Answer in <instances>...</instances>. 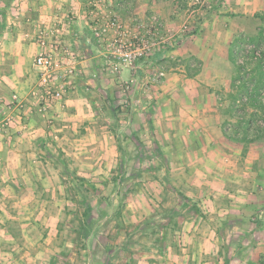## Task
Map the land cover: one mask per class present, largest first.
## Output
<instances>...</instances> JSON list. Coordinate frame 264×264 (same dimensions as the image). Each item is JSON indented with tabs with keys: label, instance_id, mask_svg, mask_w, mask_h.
I'll use <instances>...</instances> for the list:
<instances>
[{
	"label": "crops",
	"instance_id": "0c3cea01",
	"mask_svg": "<svg viewBox=\"0 0 264 264\" xmlns=\"http://www.w3.org/2000/svg\"><path fill=\"white\" fill-rule=\"evenodd\" d=\"M71 1L13 0L6 9L5 29L0 33V113H3L5 104L14 93L27 101L38 80V71L33 60L39 46L28 34L42 19L52 21L57 13L67 10L72 5ZM192 1L115 0L108 6V10L117 13L124 22L133 26L136 18L146 19L150 13H156L167 28L174 29L180 25ZM210 1L213 4L212 10L193 19L190 32L175 47L162 49L137 61L133 68L124 69L120 76L125 87L128 82L133 89H140L142 85L152 89L146 96L141 95L140 98H145L144 100L137 99V102L142 103L139 106L147 112L146 120L150 126L148 129L156 142L152 148L145 146L143 149V145V148H139L147 149L150 153L160 150L169 170L179 171L176 174L179 178L182 177L179 180L182 184L180 191L191 200H199L198 205L202 200L204 207L200 206L199 216L191 219H185V209L174 208L179 227L174 231L172 244L165 251L164 258L156 261V264H168L170 261L172 264H264V192L253 191L255 183H264V155L259 156L256 154L257 150H254L256 147L263 149L264 140L250 143L247 154L242 156L247 146L237 141L231 142L224 136V120L217 123L213 114L198 111L200 106H205L200 104V97L176 98L183 95V90L200 85L201 76L207 77L209 72L233 70L230 63L231 44L243 33V18L263 11L264 0ZM75 3L77 12L86 11L85 0H75ZM2 6L0 0V7ZM88 19L81 15L69 27L65 36L77 54L76 82L80 88L65 101V114L59 111L58 105L52 110L55 122L62 121L54 129L62 139L66 138V133L79 135L72 139L73 145L69 144L68 149L76 147L86 151L88 157L85 158L88 160L94 158L91 157V151H101L107 154L103 155V162H106L104 165L114 166L113 157L117 147L112 140L109 125L107 123L99 127L97 116L92 110L94 96L81 91L82 84L94 85L92 77L84 81L83 72H94L96 67L93 66V60L101 53V45L93 37L91 21ZM0 20H3L1 15ZM190 56L197 58L194 64L188 63L190 69L198 63L196 69L199 71L191 78L186 75L185 65ZM171 60L177 63V67H167L166 64ZM88 64L91 66L86 68ZM157 67L166 71L165 78L159 83L153 81L150 74H145L149 69L155 71ZM145 91L142 93L145 94ZM139 92L141 90H137ZM137 95L140 96V93ZM210 101L212 98H208V102ZM27 110L26 119L30 120V127L23 129L18 118L14 119L7 130L12 142L9 141V145L0 143V164H6V168L10 169L8 180L13 181L12 177L19 175L18 179H26L24 181L34 185V192H37L38 186L45 187L48 177L42 172V164L32 161L29 156L33 155L31 151H37L36 141L44 138L46 131L41 117L36 113L32 114L30 109ZM220 118L223 119L219 116L218 119ZM248 180L251 182H247ZM152 181L153 189L145 193L140 190L132 193L127 211L123 210V213L127 217L132 216L133 220L136 217L153 216L157 225L171 222L166 223L165 229L170 232L174 226L172 219H164L169 211L158 205L162 198L177 196L168 189L159 188L160 178ZM177 200L182 207L183 201ZM1 239L6 240L5 237ZM154 257L157 260L159 256ZM3 258L0 254V260ZM142 262L152 264L149 259ZM4 263L6 262H2Z\"/></svg>",
	"mask_w": 264,
	"mask_h": 264
},
{
	"label": "rangeland",
	"instance_id": "374dc122",
	"mask_svg": "<svg viewBox=\"0 0 264 264\" xmlns=\"http://www.w3.org/2000/svg\"><path fill=\"white\" fill-rule=\"evenodd\" d=\"M1 2L4 5L6 0H1ZM71 2H73L72 5L61 14L71 9L77 12L75 0ZM109 4L102 5L101 9L105 13H115L109 12ZM85 6H87V11V0H85ZM2 8L4 7H0V11ZM86 11L80 12L78 10L77 13L84 15L87 13ZM153 16L159 18L165 29H172L167 28L163 19L156 13H150L146 19L134 18L136 22L134 26L125 23L136 28L139 22L150 23ZM88 21L91 20L88 19ZM3 22V20H0V24ZM242 24L244 42L241 46L246 48L245 52L255 45L260 47V52H264V10L251 16H245ZM4 29L5 27L0 28V33ZM95 39L97 40V38ZM230 61L233 70L229 72L224 70L215 73L209 72L207 77L201 76L200 85L183 90V95L176 96V98L200 97V104H205V106L203 108L200 106L201 109L199 108L198 111L213 114L217 123L225 120L228 117L224 114L225 104H227L226 99L231 90L232 79L237 74L236 65L231 59ZM93 62L96 69L94 72L89 70L83 72V79L87 81L88 77H92L94 85L82 84L81 91L94 96L92 98L94 101L92 110L97 116L99 127L107 123L109 125L112 140L117 147L113 157L115 165L105 166L104 163L106 162H103L105 160L103 155L107 154H103L101 151H91L93 152L91 157L94 158L88 160L85 158L88 157L86 151L76 147L68 149L69 144L73 145L72 139L79 137V135L77 133H74V135L66 133V138L63 137L62 139L54 129L59 127L57 125L62 121L55 122L52 116V110L56 105L62 113L67 112L65 102L52 103L46 113H40L37 109L31 108L32 114L36 113L41 117L46 136L36 141L37 151H31L33 155H30L29 158L42 164L40 166L43 167L42 172L46 173L48 182L42 188L37 185V192H34V185L32 186L30 182L24 181L26 180L24 178L18 179L19 175H14L11 179L13 181L8 180L10 169L6 168V164H0V254L4 257L0 260V264L2 262L8 264L11 261L9 264H144L142 261L148 259L151 260L152 264H156V261L164 258L165 251H167L170 243L172 244L171 238L174 236V231L179 227L178 215L173 211L174 208L185 209V215L187 216L185 219L199 216L200 206L204 208L201 204L202 200L198 205L199 200H191L180 191L182 184L179 183V180L182 177L179 178V175L176 174L179 171L172 172L169 170L165 157L160 150H154L151 153L147 149L143 150L145 146H151L152 148L156 140L154 136L150 135L148 129L150 126L146 120L147 112L139 106L142 103L137 102V99L144 100L145 98H140L141 95L146 96L152 89L145 85H142L140 89H133L128 82L125 87V83L120 77L122 72H113L106 62L102 45L99 57H96ZM195 62H197V58L195 59L194 56L186 59V75L189 78L199 72L196 69L198 63L191 69L188 64H194ZM88 63L90 64L91 61H88ZM89 64L86 68L91 66ZM166 65L169 68L177 67L174 60ZM253 67L254 64H248L247 70L252 72ZM149 70L145 74H150L151 79H153V74L160 70H163L166 76L164 68L157 67L155 71ZM231 72L233 73L230 78ZM252 75H255V73L253 72ZM213 76L215 77L212 78ZM79 88L80 85L77 83L76 90L71 92L68 98L77 92ZM137 90H141L139 92L140 96L137 95L139 94ZM143 91H145V94L142 93ZM14 95H17L22 102L30 104L31 96L25 101L21 99L18 93H14L11 100L5 104L3 113H0V121L6 117H9L10 120L6 126L2 127L0 125V143L8 144L12 142L7 130L15 118H18L21 128L30 127V120L26 119L28 110L24 111L25 107L15 111L8 108ZM208 98H212V101L208 102ZM64 116L67 117V115ZM219 116L223 119H218ZM65 122H68V120ZM145 123L147 124L145 125ZM230 140L234 142V140ZM237 143L247 146L242 153V156H245L249 145L244 142L237 141ZM139 147L143 149L141 150ZM259 148L256 147L254 150H257L256 154L263 156L264 148ZM49 152L54 157L49 156L47 154ZM116 158L120 161H116ZM121 163L123 164L122 169L120 167ZM241 165L244 167V164ZM67 169L69 172L64 173ZM12 171L15 170L12 169ZM157 177L160 178L161 185L159 188L161 190L168 189L177 196L162 198L158 205L163 210L169 211V215H165L164 219L167 217L172 219L174 226L170 232L165 230L166 223L169 222L160 223L161 225L158 223L157 225V222L156 224L154 222L156 218H153V216L136 217L134 218L136 220H133L132 216L127 217L123 213V210L127 211L132 193L139 190L145 193L153 189L151 182ZM247 182L250 183L251 181L248 180ZM253 189L254 192L263 193L264 183H255ZM177 199L183 201L182 207L181 202ZM164 206L169 209H165ZM87 210L92 218L89 230L83 228ZM182 213L184 214V212ZM124 215L126 218H124ZM174 218L175 220H173ZM169 233H171V236H168ZM3 237L8 241L1 239ZM154 256L159 257L156 260ZM11 258L12 260H10ZM168 264H172L171 261Z\"/></svg>",
	"mask_w": 264,
	"mask_h": 264
},
{
	"label": "built area",
	"instance_id": "2783aa9c",
	"mask_svg": "<svg viewBox=\"0 0 264 264\" xmlns=\"http://www.w3.org/2000/svg\"><path fill=\"white\" fill-rule=\"evenodd\" d=\"M113 1L87 0L88 10L83 16L92 21L91 31L103 47L106 62L116 73L133 68L137 61L162 49L175 47L190 32L193 19L213 8L210 0H193L176 29H165L156 16L150 23L139 22L135 28L123 22L118 14L105 13L101 9L102 5L113 4ZM80 17L72 9L57 13L52 21L42 19L28 34L39 46L33 60L38 80L31 91L30 104L14 95L9 109L15 111L25 107L26 111L35 108L40 113H46L52 103L65 102L70 93L76 90L77 56L65 36L69 27ZM259 53L260 50H257L256 54ZM164 76L163 70L155 72L153 81L159 82ZM9 120V117L3 118L0 125L6 126Z\"/></svg>",
	"mask_w": 264,
	"mask_h": 264
},
{
	"label": "trees",
	"instance_id": "16d2710c",
	"mask_svg": "<svg viewBox=\"0 0 264 264\" xmlns=\"http://www.w3.org/2000/svg\"><path fill=\"white\" fill-rule=\"evenodd\" d=\"M12 1L6 0L0 11L3 21L6 18L5 10ZM4 27L5 22L0 24L1 29ZM243 39L244 34H240L233 40L230 48V59L237 67V74L232 79L231 90L226 99L224 114L228 117L222 123V131L225 137L249 145L264 140V52L256 54L260 49L258 45L245 52L246 48L241 46ZM251 63L254 67L249 72L247 68ZM253 72L255 75H252ZM47 154L54 157L50 152ZM122 166L121 163V169ZM68 172L67 169L64 173ZM85 217L83 228L89 230L92 218L88 210Z\"/></svg>",
	"mask_w": 264,
	"mask_h": 264
}]
</instances>
